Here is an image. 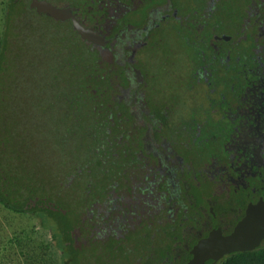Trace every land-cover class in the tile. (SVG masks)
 Returning a JSON list of instances; mask_svg holds the SVG:
<instances>
[{
  "label": "flooded vegetation",
  "instance_id": "af4514ba",
  "mask_svg": "<svg viewBox=\"0 0 264 264\" xmlns=\"http://www.w3.org/2000/svg\"><path fill=\"white\" fill-rule=\"evenodd\" d=\"M46 1L81 54V95L42 106L66 134L56 264H198L242 225L264 234V0Z\"/></svg>",
  "mask_w": 264,
  "mask_h": 264
},
{
  "label": "trees",
  "instance_id": "16d2710c",
  "mask_svg": "<svg viewBox=\"0 0 264 264\" xmlns=\"http://www.w3.org/2000/svg\"><path fill=\"white\" fill-rule=\"evenodd\" d=\"M29 10L32 9L23 0H7L5 22L0 38V203L14 212L39 219L42 228L49 234L55 235L50 220L55 211L54 206L59 209L56 217L60 225L65 228L67 226L61 213L62 207L54 204L53 199L49 197V191L53 190L54 185L49 183L48 172L42 168L44 171H40L37 180L32 182L31 174L22 176L20 165L18 166L16 160L19 159L17 140L21 136H25L26 139L29 137V142L33 141V143L35 138H38L39 143L45 146L50 144L54 133L55 150L60 153L58 145L64 142L66 134L53 132L52 127L58 130L61 110H56L55 115L52 113L46 115L47 111L39 116L37 114L34 130L25 132L22 124L30 128V125H34L32 124L34 116L22 117L19 106L16 110L14 104L17 98L20 100V86L23 85V80L29 78H35L34 81L37 79L35 87L39 98H55L58 102L59 98L79 97L80 78L76 79L75 76L80 72L78 63L81 54L71 49L76 47V44L72 40L73 46L67 43L69 38L65 34L67 30L60 23L53 22V29L58 36L52 37L49 45H46L41 37L36 40L29 31L30 25L26 19ZM37 44L43 50L39 55L36 52ZM43 53L47 56H43ZM45 64L49 67L47 71L44 70ZM56 175L59 178L58 170ZM58 178L55 181V189L64 190L65 188L60 186L64 180ZM64 227L62 237L61 232H58L60 242L56 246L61 257H65L67 249H71L65 239L69 238V232ZM220 264H264V248L229 257Z\"/></svg>",
  "mask_w": 264,
  "mask_h": 264
},
{
  "label": "rangeland",
  "instance_id": "374dc122",
  "mask_svg": "<svg viewBox=\"0 0 264 264\" xmlns=\"http://www.w3.org/2000/svg\"><path fill=\"white\" fill-rule=\"evenodd\" d=\"M6 2L7 0H0V38L5 22ZM26 4L29 5V0H27ZM26 15L30 25L29 31L33 37H36V40L41 37L42 41L49 45L52 37L58 36L56 30L53 29V22L46 16H38L33 10L27 11ZM32 44L34 45V42ZM36 47V52L39 55L43 50L38 44ZM42 55L47 56L45 53ZM37 60H39V57ZM47 69H49L48 64H45L44 70L47 71ZM34 79L23 80L24 83L20 86V100L17 98L14 104L16 110H18L19 106V113L22 117L34 116V122H32L34 125H30V128L22 124L25 132L34 130L37 114L39 116V114L45 113L47 110L45 108L46 105L42 106L49 101L48 98H39L37 96V87H35L37 79L35 81ZM17 144L19 159L16 161L18 166L20 165L21 174L22 176L31 174L32 182L37 180L39 172L43 171L42 168L48 172L50 166L58 163V161H64V156H59V152L52 146L56 144L55 141L43 146L39 142H29V137L26 139L25 136H21L17 140ZM41 162L45 167L41 165ZM37 167H40V169ZM0 264H56L54 245L48 232L40 226L39 219L28 214L14 212L4 207L1 203Z\"/></svg>",
  "mask_w": 264,
  "mask_h": 264
},
{
  "label": "water",
  "instance_id": "95a60500",
  "mask_svg": "<svg viewBox=\"0 0 264 264\" xmlns=\"http://www.w3.org/2000/svg\"><path fill=\"white\" fill-rule=\"evenodd\" d=\"M30 8L36 9V11L40 14H46L58 20H65L71 15L69 10L58 8L46 0H32L30 3ZM74 28L83 38L88 37L90 34V32L87 31L76 20L74 21ZM244 231L245 225H242L232 236L222 238L218 242L219 247L216 245L218 249H216L214 253L210 252L207 255L209 258L208 261H203L202 263L200 262L198 264H215L217 260H219L221 257H225L232 251L252 250L264 237V234H261L257 239H245L243 236Z\"/></svg>",
  "mask_w": 264,
  "mask_h": 264
}]
</instances>
